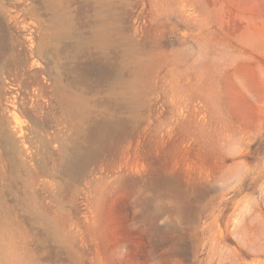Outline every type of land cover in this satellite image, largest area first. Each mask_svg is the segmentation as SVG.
Masks as SVG:
<instances>
[{
  "label": "rangeland",
  "instance_id": "374dc122",
  "mask_svg": "<svg viewBox=\"0 0 264 264\" xmlns=\"http://www.w3.org/2000/svg\"><path fill=\"white\" fill-rule=\"evenodd\" d=\"M0 264H264V0H0Z\"/></svg>",
  "mask_w": 264,
  "mask_h": 264
},
{
  "label": "bare ground",
  "instance_id": "6f19581e",
  "mask_svg": "<svg viewBox=\"0 0 264 264\" xmlns=\"http://www.w3.org/2000/svg\"><path fill=\"white\" fill-rule=\"evenodd\" d=\"M3 1V0H2ZM48 7V6H47ZM105 55V54H104ZM121 72V71H120ZM115 74V73H114ZM107 125H110L109 123H107ZM110 127V126H109ZM88 154V152H86L85 156Z\"/></svg>",
  "mask_w": 264,
  "mask_h": 264
}]
</instances>
